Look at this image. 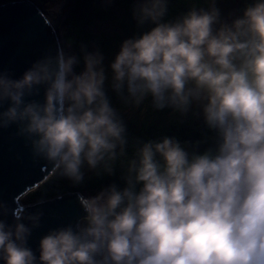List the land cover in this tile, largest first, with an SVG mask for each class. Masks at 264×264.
I'll return each mask as SVG.
<instances>
[{"label":"clouds","instance_id":"obj_1","mask_svg":"<svg viewBox=\"0 0 264 264\" xmlns=\"http://www.w3.org/2000/svg\"><path fill=\"white\" fill-rule=\"evenodd\" d=\"M169 4L134 0L138 31L107 68L99 48L81 44L80 55L58 45L19 77L0 69V130L15 126L75 186L86 170L113 176L117 166L123 181L79 194L83 215L50 228L37 250L29 238L43 212L0 202L2 264H264V0L229 18L217 0H187L165 19ZM149 99L202 117L212 135L130 139L123 110Z\"/></svg>","mask_w":264,"mask_h":264},{"label":"trees","instance_id":"obj_2","mask_svg":"<svg viewBox=\"0 0 264 264\" xmlns=\"http://www.w3.org/2000/svg\"><path fill=\"white\" fill-rule=\"evenodd\" d=\"M13 0H0V4ZM36 3H51L62 0H32ZM134 0H70L65 9V18L63 25L69 34L66 40L71 45L75 54L80 55V45L87 46L88 51H94L96 48L103 53L105 57L111 59L119 51L121 42L131 37L138 31L136 21L132 15V6ZM203 3V0H201ZM242 9L244 0H217V5L228 12V8L235 6ZM187 0H170L169 12L165 19H171L180 12L186 11ZM239 14V13H237ZM99 24H103L100 29ZM98 27L94 32V28ZM111 27V29H108ZM83 61L77 66L76 71L82 69ZM108 93L112 103L118 109L123 108L116 94L109 88ZM125 123L130 139L139 138L143 141L148 139H158L162 136H175L181 142L202 140L205 136L212 135L206 128L202 117H196L189 113L185 117H180L179 113H173L170 108L163 110H154L151 107L150 99L145 102L141 109H124ZM211 143V141H208ZM207 144H201L200 149L207 147ZM131 156L133 148L131 145L127 149ZM116 182L123 184L120 178V169L117 166L115 175L98 176L93 172L85 176V181L79 186H75L71 181L63 178L53 172L43 183L27 193L26 201L37 203L43 200L61 196L67 192H87L95 194L102 185Z\"/></svg>","mask_w":264,"mask_h":264},{"label":"water","instance_id":"obj_3","mask_svg":"<svg viewBox=\"0 0 264 264\" xmlns=\"http://www.w3.org/2000/svg\"><path fill=\"white\" fill-rule=\"evenodd\" d=\"M15 1L0 4V69H8L14 77H19L38 58L46 54L54 56L61 43L57 30L37 3ZM43 93L41 87L39 95L32 98L42 101ZM15 132V126L0 130V202H5L10 212L17 215L43 212L41 226L29 238V245L37 250L40 237L50 228L74 223L83 215L78 195L88 193L67 192L43 200L42 204L40 201L21 206V196L43 183L54 170L43 160L35 159L30 146ZM6 218L12 221L11 214Z\"/></svg>","mask_w":264,"mask_h":264},{"label":"rangeland","instance_id":"obj_4","mask_svg":"<svg viewBox=\"0 0 264 264\" xmlns=\"http://www.w3.org/2000/svg\"><path fill=\"white\" fill-rule=\"evenodd\" d=\"M22 1H24V0H16L15 2H22ZM34 2L36 3V1H34ZM69 2H70V0H62V1H56V2H51V3H43V4L37 3L36 6L41 11H43L44 14L47 13V15H48L47 20L54 24V26L57 30L61 45L64 46L66 50H70L72 53H74V51L72 50L71 47L69 49V42L66 40V37L69 34V32L66 30V27L63 25L64 18H65V9H66V6L68 5ZM236 6H237V4H235V6H233V7L228 8V12L225 11L224 8L221 9L222 17L229 18L228 14L230 12L237 14L236 10L239 9V7H236ZM218 7H227V6L226 5H223V6L218 5ZM99 27H100V29H103V24H99ZM97 29H98V27L96 26L94 28L95 33L98 32ZM108 29H111V27H109ZM104 58H105L104 64H105V67L107 68V66L109 65V63L112 59L110 60V58L105 57V56H104ZM82 69H83V65H82ZM121 106H123V105H121ZM91 173H92L91 171L86 170L85 176H88ZM88 195H90V194H88ZM26 198H27V194H24L23 196H21L20 205L21 206L33 205V203L27 202Z\"/></svg>","mask_w":264,"mask_h":264},{"label":"bare ground","instance_id":"obj_5","mask_svg":"<svg viewBox=\"0 0 264 264\" xmlns=\"http://www.w3.org/2000/svg\"><path fill=\"white\" fill-rule=\"evenodd\" d=\"M47 13L45 14V17L47 18ZM51 23V22H50ZM51 25H53L54 26V24L53 23H51ZM54 28H55V26H54ZM56 29V28H55ZM86 195V194H85Z\"/></svg>","mask_w":264,"mask_h":264}]
</instances>
